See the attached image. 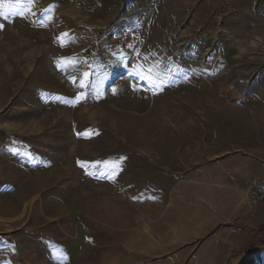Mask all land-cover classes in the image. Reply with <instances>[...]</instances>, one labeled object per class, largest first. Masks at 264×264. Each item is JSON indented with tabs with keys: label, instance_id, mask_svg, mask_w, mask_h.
<instances>
[{
	"label": "rangeland",
	"instance_id": "1",
	"mask_svg": "<svg viewBox=\"0 0 264 264\" xmlns=\"http://www.w3.org/2000/svg\"><path fill=\"white\" fill-rule=\"evenodd\" d=\"M202 1L3 0L0 264H264L174 197L264 152V2Z\"/></svg>",
	"mask_w": 264,
	"mask_h": 264
},
{
	"label": "crops",
	"instance_id": "2",
	"mask_svg": "<svg viewBox=\"0 0 264 264\" xmlns=\"http://www.w3.org/2000/svg\"><path fill=\"white\" fill-rule=\"evenodd\" d=\"M230 1L232 3L233 0ZM237 1L250 3L253 0ZM253 2H264V0ZM200 5L201 9L216 11L222 10L228 4L225 0H203ZM259 21L264 25L263 16L259 17ZM256 118L257 120L247 127L248 130L251 128L255 136L260 133V110ZM225 140L227 141V138L223 136L222 143L226 144ZM196 145L194 139V152L197 154ZM224 152L227 154L219 158L217 154L222 153L221 148L214 150L211 161L206 162L204 166L194 168L175 189L180 192V189L188 187L187 195L186 193L177 195L178 192L174 191V197L181 205L183 219L189 218L195 221L206 217V226L210 227L208 231L212 236H216L212 242L219 244L224 236L229 235L225 228L216 233L224 225L230 233L238 236L239 240L235 242L237 249L241 251L255 249L258 247L261 235L264 234V206L253 210L248 205L245 195L253 178L264 177V158L261 157L264 152L259 148H253V153L241 151L236 154L229 152L227 148ZM181 223L185 225L182 221Z\"/></svg>",
	"mask_w": 264,
	"mask_h": 264
},
{
	"label": "built area",
	"instance_id": "3",
	"mask_svg": "<svg viewBox=\"0 0 264 264\" xmlns=\"http://www.w3.org/2000/svg\"><path fill=\"white\" fill-rule=\"evenodd\" d=\"M246 197L252 208L264 206V177L253 178L246 190Z\"/></svg>",
	"mask_w": 264,
	"mask_h": 264
},
{
	"label": "snow or ice",
	"instance_id": "4",
	"mask_svg": "<svg viewBox=\"0 0 264 264\" xmlns=\"http://www.w3.org/2000/svg\"><path fill=\"white\" fill-rule=\"evenodd\" d=\"M0 7H3V0H0ZM2 27V26H0Z\"/></svg>",
	"mask_w": 264,
	"mask_h": 264
}]
</instances>
